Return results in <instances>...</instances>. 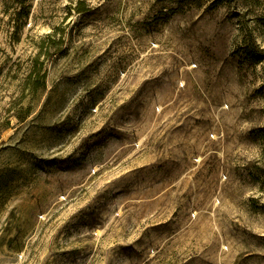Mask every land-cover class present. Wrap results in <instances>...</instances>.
<instances>
[{
    "label": "rangeland",
    "instance_id": "1",
    "mask_svg": "<svg viewBox=\"0 0 264 264\" xmlns=\"http://www.w3.org/2000/svg\"><path fill=\"white\" fill-rule=\"evenodd\" d=\"M180 2L0 0V264H264V0Z\"/></svg>",
    "mask_w": 264,
    "mask_h": 264
},
{
    "label": "trees",
    "instance_id": "2",
    "mask_svg": "<svg viewBox=\"0 0 264 264\" xmlns=\"http://www.w3.org/2000/svg\"><path fill=\"white\" fill-rule=\"evenodd\" d=\"M219 1H223V0H219ZM202 0H183V3H179V7L181 9H184V5L187 6V7H198L200 6ZM82 11V10H81Z\"/></svg>",
    "mask_w": 264,
    "mask_h": 264
}]
</instances>
